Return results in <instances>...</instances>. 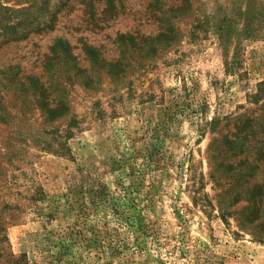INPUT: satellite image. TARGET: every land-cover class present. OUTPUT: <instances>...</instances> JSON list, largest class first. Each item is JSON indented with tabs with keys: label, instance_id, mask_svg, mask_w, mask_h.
I'll list each match as a JSON object with an SVG mask.
<instances>
[{
	"label": "rangeland",
	"instance_id": "obj_1",
	"mask_svg": "<svg viewBox=\"0 0 264 264\" xmlns=\"http://www.w3.org/2000/svg\"><path fill=\"white\" fill-rule=\"evenodd\" d=\"M187 3L166 15L178 30L162 52L132 60L120 79L67 81L70 111L59 119L46 120L0 76V264H264V222L247 224L242 212L258 177L240 167L245 152L232 169L211 158L236 118L264 115V94L255 99L264 0ZM43 4L0 0L1 69L18 60L34 68L56 37L103 44L111 60L117 32L159 30L153 0H115L104 29L87 27L76 6L50 32L39 31Z\"/></svg>",
	"mask_w": 264,
	"mask_h": 264
},
{
	"label": "trees",
	"instance_id": "obj_2",
	"mask_svg": "<svg viewBox=\"0 0 264 264\" xmlns=\"http://www.w3.org/2000/svg\"><path fill=\"white\" fill-rule=\"evenodd\" d=\"M55 1L56 4L60 5V8L58 6L57 10L54 11L50 8L52 0H44L43 9L49 13L39 31H52L60 18L59 15L61 16L63 11L75 9L76 6L82 9L84 17L88 16L84 19V23L87 27L92 26V29H104L103 27L106 26L112 15L116 16L118 12L115 0ZM153 1H155L156 7L159 6L157 16L159 30L149 34L139 31L117 32L114 37V43L117 44L119 50L117 58L106 59L102 50L103 44L90 42L87 38L80 39L81 45L78 46L67 37H56L47 46L46 51L33 62L34 68L39 71L36 72L34 68L27 71V67L18 60L14 64L0 68V76H10L11 79L7 83L10 84L11 88L14 91L17 89L18 96L28 98L31 106L39 109L46 120L59 119L70 111V103L66 93L67 81L80 83L85 88H89L97 85L100 76L104 74L120 79L121 76L127 74V68L132 65V60L155 56L174 42L178 28L175 27L172 16L166 17V15H171V13L183 14L182 12L187 8L189 0H182L180 4L177 1L170 3L169 0ZM220 28L216 34L225 40L228 37L227 30L231 29V26L227 25ZM16 34V38L23 34V39H26L31 33L29 31L17 32ZM16 38L13 40L15 41ZM76 49H80V51L77 52ZM29 51L34 52V49ZM3 90L1 87L0 95H2ZM263 94L264 83L261 84L255 99ZM262 115L260 114L259 117L253 114L242 115L236 118L235 121L236 123L239 122L238 125L240 126L234 124L233 128L229 129L228 133L223 135L221 139H215L211 150L212 160L218 161L219 159L218 165L220 164L222 167L223 164H226L227 169H232L237 160V155L245 152V158L240 167L246 169L249 167L252 170L253 179L258 177L253 184L250 200L242 211L247 224H253L256 221L264 222V135L262 139H256L259 133L256 129L258 126L262 127L261 131L264 134V115L263 121L259 122ZM4 119V112L0 110V122L5 121ZM253 140H256V144L251 147ZM239 220L241 222L238 217ZM242 223L245 225L243 221ZM15 258L23 263L26 262L24 256H15Z\"/></svg>",
	"mask_w": 264,
	"mask_h": 264
}]
</instances>
